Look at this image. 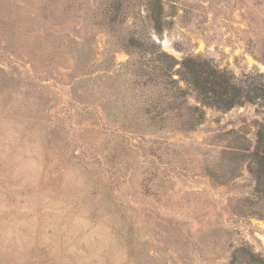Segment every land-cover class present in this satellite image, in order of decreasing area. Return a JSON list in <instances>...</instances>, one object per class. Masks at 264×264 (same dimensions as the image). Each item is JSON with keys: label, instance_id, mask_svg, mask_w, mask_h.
Wrapping results in <instances>:
<instances>
[{"label": "rangeland", "instance_id": "1", "mask_svg": "<svg viewBox=\"0 0 264 264\" xmlns=\"http://www.w3.org/2000/svg\"><path fill=\"white\" fill-rule=\"evenodd\" d=\"M112 1L0 0V264H264V193L233 155L264 102L154 134L118 79L136 22L264 92V0H166L161 35L148 0L110 26Z\"/></svg>", "mask_w": 264, "mask_h": 264}, {"label": "trees", "instance_id": "2", "mask_svg": "<svg viewBox=\"0 0 264 264\" xmlns=\"http://www.w3.org/2000/svg\"><path fill=\"white\" fill-rule=\"evenodd\" d=\"M165 1L148 0L146 5V18L158 35L169 26ZM128 8L119 0H113L105 11L108 24L123 25ZM137 16L134 17L136 20ZM138 26L134 22L131 34L119 41L131 52L132 59L122 65L119 72L122 78L118 79L123 81L120 88L124 107H133L137 111V117L141 119L140 129L146 126L154 134L167 129L190 132L203 125L206 107L229 111L247 102H264L263 89L261 93L258 89L246 91L227 72L207 60H177L163 49L145 25L140 29ZM147 89H150L149 94ZM248 143L245 139L241 151L233 155L236 160L250 162L248 168L256 179V192L264 193V125L258 133L256 145L251 147Z\"/></svg>", "mask_w": 264, "mask_h": 264}]
</instances>
